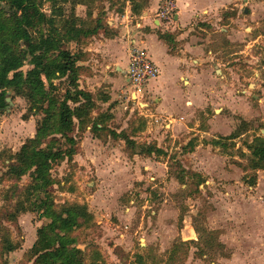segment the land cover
Masks as SVG:
<instances>
[{"label":"rangeland","instance_id":"obj_1","mask_svg":"<svg viewBox=\"0 0 264 264\" xmlns=\"http://www.w3.org/2000/svg\"><path fill=\"white\" fill-rule=\"evenodd\" d=\"M107 8L124 16L126 0L91 3L93 13L105 17V25L110 17ZM211 21L207 34L212 35V46L221 52L219 56L227 69L226 82L234 89L236 104L256 105L252 96L260 95V91L255 85L264 84V0H237L220 14L219 20ZM227 27L232 30V41L222 30ZM29 68L26 65L23 70ZM128 90H132L131 85ZM119 101L126 105L125 109L120 117L111 114L116 120L110 125L119 131L125 128L129 135L137 137L139 144L149 139L169 152L167 156H153L154 163L148 170L143 169V176L133 172L134 169L119 174L129 184L118 188L106 186L103 177L98 181L95 173L78 169L68 159L54 166L52 174L56 184L52 192L56 205H85L94 216L91 226H83L74 233L78 238L77 248L84 246L80 250L87 263L264 264V201L261 198L264 182L257 173V185L246 184L254 175L248 169L251 155L247 145L255 135L264 136L260 133L264 124L259 119L251 121L248 132L227 142L228 147L223 151L207 145L221 136L203 134L208 130L206 114L212 116V111L205 109L197 113L193 122L202 132L196 138H192L196 133H191L172 144L170 136L164 134V125H153L151 119L140 114V108L153 103L149 96L141 98L140 108L137 96L130 92L119 96ZM12 102L10 111L0 113V224L19 248L0 255V264H33L30 255L37 230L48 221L41 219L37 212L21 213L17 220L8 219L14 213L17 197L5 199L12 183L3 180L2 174L6 170V155L19 152L35 136L37 123L43 116L25 120L28 102L21 97L12 98ZM218 110L217 114L222 115V108ZM233 113L237 131L245 115L235 110ZM98 114L101 107L95 116ZM143 121L145 128L138 131ZM150 127L157 134L142 135ZM190 141L193 146H201L199 150H193L188 145ZM128 154L132 159L134 155ZM28 182L25 177L19 185L26 186ZM1 238L0 232V244Z\"/></svg>","mask_w":264,"mask_h":264},{"label":"trees","instance_id":"obj_2","mask_svg":"<svg viewBox=\"0 0 264 264\" xmlns=\"http://www.w3.org/2000/svg\"><path fill=\"white\" fill-rule=\"evenodd\" d=\"M95 1L0 0V113L10 107L7 98L21 97L29 105L25 120L43 116L37 123L35 136L19 152L6 155V170L2 174L3 180L12 183L5 199L17 197L14 213L8 219L17 220L21 213L37 212L48 221L37 230L30 255L33 264H88L84 253L77 248L78 238L74 233L83 226H91L94 216L78 203L58 207L52 192L56 184L54 166L65 159L73 161L79 140L88 128L102 141L109 135L122 139L131 155L167 156L157 143L139 144L132 139L134 135L126 131L117 134L109 129L103 114L95 116L102 98L78 84L83 71L79 63L87 57L82 48L105 25L100 15L93 18L91 3ZM144 4L147 0H142ZM78 5L87 6L86 19L77 15ZM140 7V2L134 3L132 12L141 15ZM161 38L169 41L168 37ZM26 65L30 68L24 71ZM144 128L145 121L138 131ZM248 128L244 121L230 136L207 145L226 151L227 142L241 137ZM188 145L196 149L193 141ZM247 149L251 155L248 169L254 175L246 184L255 187L258 171L264 170V136L254 137ZM25 177L28 184L20 186ZM0 232V255L16 251L19 244L13 242L3 224Z\"/></svg>","mask_w":264,"mask_h":264},{"label":"crops","instance_id":"obj_3","mask_svg":"<svg viewBox=\"0 0 264 264\" xmlns=\"http://www.w3.org/2000/svg\"><path fill=\"white\" fill-rule=\"evenodd\" d=\"M164 1L147 0V4L142 5V0H126L124 16L110 12L107 8V15L110 17L106 20V25L82 48L87 57L79 63L83 71L78 84L81 89L103 99L98 105L107 127L117 134L125 131V128L119 131L110 125L116 120L111 114L120 117L126 105L119 101V96L128 92L133 94L132 90H128L127 72L130 67V54L135 46L146 50L159 70L158 78L146 85L142 92V98L147 95L153 103H148L146 108L141 109V98L137 96L140 114L151 119L153 125H164V134L170 136L172 144L191 133H196L192 137L196 138L202 132L193 122L197 113L204 112L205 109L212 111V116L206 114L208 130L203 131L206 135L228 137L233 134L236 131V124L232 119L233 110L244 113L243 122L249 124L259 119L264 124V84L255 85L260 91V95L252 96L256 105H237L234 89H230L226 82L228 75L226 65L219 56L221 52L212 46V35L207 34L212 27L211 20H219L220 14L237 0H172L176 3V15L175 27L171 30H166L157 20V13ZM139 2L142 14L136 15L132 12V7ZM76 13L86 19L87 6L78 5ZM98 17L99 13H93L94 19ZM222 30L226 38L232 41V30L228 27ZM161 36L168 37L169 41ZM255 76L258 77V74ZM255 106L258 108L255 109ZM218 108H222V115L217 114ZM263 131L261 129L260 133L264 134ZM154 132L150 127L142 135L157 134V130ZM257 136L260 135L254 137ZM161 138L162 136L156 139ZM132 139L137 141V137ZM147 143H150L149 139ZM210 146L212 145L209 144L208 147ZM158 147L168 154L167 149L164 150L159 144ZM200 147L197 146L195 150ZM128 157L130 155L125 141L114 139L110 135L107 140L102 141L88 128L79 140L77 154L72 163L78 169L84 168L86 172L95 173L98 181L103 177L106 186L115 185L118 188L129 184L123 182V177L119 174L134 169L133 172L143 176V169L148 170L150 164L154 163L153 156L134 155L132 159ZM258 173L260 181L264 182V170ZM261 193L264 201V185Z\"/></svg>","mask_w":264,"mask_h":264},{"label":"built area","instance_id":"obj_4","mask_svg":"<svg viewBox=\"0 0 264 264\" xmlns=\"http://www.w3.org/2000/svg\"><path fill=\"white\" fill-rule=\"evenodd\" d=\"M175 15L176 3L172 0H165L157 13V20L166 30H171L175 27ZM127 76L133 94L142 98L143 88L158 78L159 70L146 50L135 46L130 54V67Z\"/></svg>","mask_w":264,"mask_h":264},{"label":"water","instance_id":"obj_5","mask_svg":"<svg viewBox=\"0 0 264 264\" xmlns=\"http://www.w3.org/2000/svg\"><path fill=\"white\" fill-rule=\"evenodd\" d=\"M246 12H248V10H246ZM7 102L9 103L10 106L13 105L12 99H11L10 97L7 98ZM7 111H10V110L7 109ZM263 133H264V131H263ZM79 248H80V249H84V246H80Z\"/></svg>","mask_w":264,"mask_h":264}]
</instances>
